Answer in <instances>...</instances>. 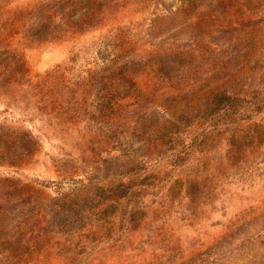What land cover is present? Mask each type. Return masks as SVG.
Masks as SVG:
<instances>
[{"label":"rangeland","instance_id":"1","mask_svg":"<svg viewBox=\"0 0 264 264\" xmlns=\"http://www.w3.org/2000/svg\"><path fill=\"white\" fill-rule=\"evenodd\" d=\"M0 177V264H264V0H0Z\"/></svg>","mask_w":264,"mask_h":264},{"label":"trees","instance_id":"2","mask_svg":"<svg viewBox=\"0 0 264 264\" xmlns=\"http://www.w3.org/2000/svg\"><path fill=\"white\" fill-rule=\"evenodd\" d=\"M193 44H197V42L194 41L193 39ZM4 68V67H3ZM60 72V66H58V68H56L54 71L50 72L48 75V78H55V74H59ZM89 75L88 76H82V78H80V80H77L75 82H70V83H66L63 82L62 85V89H64L63 94L61 95V98H59V105L58 108L55 109V111H59V116L61 117L63 122H69L71 119L73 118H77L78 116L81 115V110H77L76 108H72L71 105L73 104V102L71 101V97H68L69 93H73L75 92V90H85L88 85L90 84V78H91V74H93V69H90L88 71ZM76 90V91H77ZM53 93V91H52ZM72 95V94H71ZM60 107V108H59ZM88 118H91V115L88 116ZM141 132L143 134L146 133L145 129H142ZM11 135H15V131L11 133ZM143 143L145 146H149V147H153L156 145V143H152L151 139L149 138H142ZM157 145H161L160 142H157ZM159 146H156L155 148H157ZM154 148V149H155ZM155 153V152H154ZM141 157V158H140ZM144 155L141 154L138 156L137 159H143ZM148 157V156H147ZM146 161V160H145ZM157 159L155 160L154 164L151 162L150 165V170L152 169L153 166H156L157 164ZM166 163V161H164ZM161 163V162H160ZM148 169V168H146ZM83 182V181H82ZM131 187V186H130ZM32 189V184L27 183V182H23L20 181L18 179L12 178V177H0V236L3 238L1 242H9L13 239H21L24 242H27V240L29 239V232L25 233L24 230H19L18 234H14V236L12 237L11 240H8L6 238H4L2 236L3 231L6 228H12L16 226L14 224H10V222L14 223V219L16 218V216L12 213V212H8V206L10 203V199H12V192L15 191H19V195L17 196V198L14 196L13 199H23L24 196H26ZM130 188L127 189V192L124 196H122L123 198L126 199V203L129 204L131 202V196H133V192H131V190H129ZM63 195V194H62ZM118 196H116L115 202H119V198L120 195L117 194ZM166 199V198H164ZM121 201H123L122 199H120ZM163 203V202H162ZM121 204V203H120ZM164 205L162 204V207ZM161 209V207H160ZM126 215V214H125ZM125 218V216H124ZM100 220L103 221H108L105 217H101ZM12 242V241H11ZM16 244V241H13V245Z\"/></svg>","mask_w":264,"mask_h":264}]
</instances>
